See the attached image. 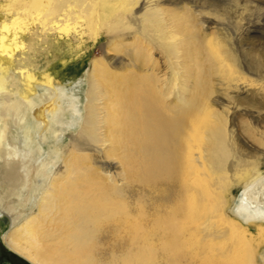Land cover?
Returning a JSON list of instances; mask_svg holds the SVG:
<instances>
[{"label": "bare ground", "instance_id": "obj_1", "mask_svg": "<svg viewBox=\"0 0 264 264\" xmlns=\"http://www.w3.org/2000/svg\"><path fill=\"white\" fill-rule=\"evenodd\" d=\"M58 1L61 19L80 17L89 5L103 25L116 14L123 28L108 37L127 63L117 72L100 58L91 60L82 115L70 89L57 86L48 72L38 79L33 65H18L14 51L26 44L19 31L28 26L9 29L8 18L0 19V217L7 215L10 224L21 218L4 235L5 244L33 264H119L115 258L143 264L145 255L156 264H228L239 251L251 264H264L262 244L249 229L264 231V171L245 181L233 209L246 225L227 214L233 179L209 181L226 167L235 141L264 157L249 140H257L264 117L237 112L228 100L250 85L234 54L220 37L200 33L188 11L160 17L156 0ZM43 2L37 5L45 14ZM32 8L26 5L25 12ZM54 23L60 36L78 31L76 21ZM99 27L89 26L93 37ZM212 80L224 100L218 109L209 102ZM69 112L81 121L59 155L63 127L75 125L66 121ZM31 201L39 205L27 209ZM218 243V255H210ZM189 247L197 254L188 257Z\"/></svg>", "mask_w": 264, "mask_h": 264}, {"label": "rangeland", "instance_id": "obj_2", "mask_svg": "<svg viewBox=\"0 0 264 264\" xmlns=\"http://www.w3.org/2000/svg\"><path fill=\"white\" fill-rule=\"evenodd\" d=\"M43 1L44 8L47 11L45 14V10H39L40 7L37 5L39 0H0V19L8 18L7 27L9 29L21 30L28 26L26 32L22 33L23 31H19L23 40L25 39L26 44L23 47L16 48L14 51L15 59H20L18 65L22 62L30 66L33 65L34 67H31V69L34 68L38 79L42 78L43 72H48L54 78L57 86L61 85L70 89L71 93L78 97L80 112L83 115L91 60L93 58H100L114 71L117 69V72L120 71L118 67L121 63H127L125 51L116 52L112 50L114 48L112 45L113 40L111 43L108 37L122 29V24L120 22L116 23L118 16L113 14L108 18L109 25H103L100 23V20H96L98 11L92 5L86 7V12H81L80 17L64 16L61 19L58 14L64 13V11L60 9V1ZM156 2L162 9L160 12L162 14H159L160 17L165 16L164 11H174L179 14L188 11L191 17L196 20V26L200 33H211L221 38L226 47L234 54L236 64L241 68L250 84L246 89L230 92V99L228 100L233 102V104L237 103L239 108L237 112L244 111L245 109L250 113L255 114L254 112H256V114L264 117V0H156ZM30 3L34 5V8L30 12H25L26 5L30 6ZM35 6L37 7L35 8ZM13 12L15 13L12 14ZM12 17H16L17 19L15 18L16 20H14ZM56 19L60 24H67L69 27L73 26L76 21V29L78 31L75 32L73 29H70V35L64 36L62 34L63 36H60V33L51 29ZM96 22L100 26L98 29H101L99 30V34L93 37L89 26H92ZM16 23L17 25H15ZM9 24L11 25L9 26ZM129 41L130 38H126L122 43L128 44ZM152 56L159 61L160 56L157 50L154 51ZM214 83V80H212V92L209 102L211 103V100H215L216 104L213 103L212 106L218 109L220 103L224 100L222 101V95ZM256 88L259 89L256 90ZM256 102H259V104ZM68 115L66 121L71 122L70 124L74 121L75 125H70L67 128L63 127L61 140L58 144V147H60L59 155H61L66 142L77 136L78 125L81 121V118L76 114L74 115L69 112ZM260 125H262L259 127L261 132L255 136L257 140H253L252 138H249V140L264 154V122H261ZM203 126L202 132L200 131L195 141V145L197 144L196 146L199 148H202L205 136ZM229 148L230 151L226 156L224 166L227 167L230 163L234 162V167L231 170L224 167L220 172L217 171L218 174L215 172L214 175H211L212 177L209 178V181L215 180L216 176V178L224 177L225 180L233 179L229 186V191L226 193L229 202L227 214L231 217L233 216L232 218L237 221L239 220L242 225H246V221L233 209L246 183L245 181L249 179L250 175L254 174L255 170L264 171V157H261L262 159L256 158V152L251 150L248 144L241 141H235ZM46 150L47 146H44L43 155H45ZM107 161L111 162V170L119 171V164L116 160L107 158ZM30 165L32 168L30 179L34 181V171L36 170L37 162L33 160ZM58 166H60V158L57 159L55 166L51 167L50 173L52 174ZM219 173L221 174L219 175ZM47 181L48 178L46 179V184ZM41 190L43 191L44 189ZM34 203L36 206L39 205V202L31 201L26 208L33 209ZM5 216L0 217V264H33L22 253L13 250L5 244L4 235L10 230L17 229L21 223L20 218L14 224H10L8 216ZM249 229L255 234L256 240L261 242V252L263 253L264 231L256 233L253 226H250ZM257 234H260V237ZM21 243L24 244L26 241L21 240ZM220 245L222 244L218 243L217 247L209 250L210 255H218ZM241 253L242 251L237 253L240 255L239 257H235L234 255L228 256L227 263L251 264L250 256L242 255ZM185 254L190 257L197 254V250L196 248L189 247L185 251ZM110 259L113 260L112 258ZM114 260L119 264L123 263L122 258H115ZM141 261L143 264H156V258L147 255L143 256ZM257 261L259 262V258Z\"/></svg>", "mask_w": 264, "mask_h": 264}]
</instances>
